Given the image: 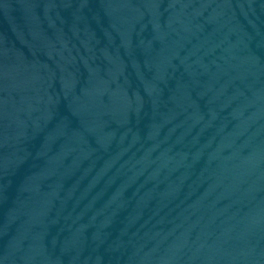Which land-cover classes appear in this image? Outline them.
I'll return each instance as SVG.
<instances>
[{"label":"water","instance_id":"water-1","mask_svg":"<svg viewBox=\"0 0 264 264\" xmlns=\"http://www.w3.org/2000/svg\"><path fill=\"white\" fill-rule=\"evenodd\" d=\"M264 0H0V264H253Z\"/></svg>","mask_w":264,"mask_h":264}]
</instances>
